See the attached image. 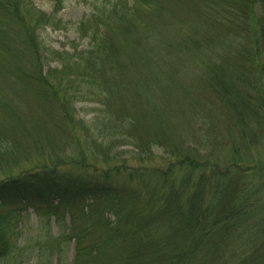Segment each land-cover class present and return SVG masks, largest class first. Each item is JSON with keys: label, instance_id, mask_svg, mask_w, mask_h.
<instances>
[{"label": "trees", "instance_id": "obj_1", "mask_svg": "<svg viewBox=\"0 0 264 264\" xmlns=\"http://www.w3.org/2000/svg\"><path fill=\"white\" fill-rule=\"evenodd\" d=\"M50 1L57 8L54 13L63 3ZM112 1L111 25L136 18L143 2ZM175 1L190 9L188 18L228 29L222 34L187 32L193 41L204 35L207 42L223 40L230 48L223 53L221 63L211 65L216 71L223 68L214 85L227 100L214 102V109L207 103L208 113L200 116V122L210 116L214 124L216 113L220 117L226 114L218 120L231 123L229 135L212 137L211 143L228 144L227 150L211 151L208 143L186 144L182 134L170 132L177 119L171 112L154 117L162 121V129L153 135L147 125L152 116L118 83L120 70H125L118 66L120 55L111 51L113 60L101 59L102 49L112 42L99 37L105 38L104 32L91 29L79 33L89 39L85 50L46 55L38 31L50 20L31 0H0V208L32 207L38 214L59 218V209L64 206L70 218L69 234L39 240L35 248L42 251L40 258L47 252L61 255L62 245L73 240L72 264H182L206 250L205 245L217 252L228 242L236 253L231 261L234 264L239 256L235 243L255 216L253 231H258L259 243L252 245L251 256L243 257L239 264H264V197L252 184V162H243L238 153L240 142L247 153L249 147L264 140V0L260 1L259 32L249 29V0H222L221 4L219 0ZM52 58L58 68L49 66ZM111 66L112 71H106ZM116 69L119 76L115 80ZM21 94L37 98L41 114L38 128L46 132L56 161L48 164L46 160L43 165L14 173L16 159L29 162L33 154L45 152L35 141L22 145L16 140L21 125L14 121L20 112L13 100ZM76 102H91L101 108L86 122L76 118ZM9 117L12 119L7 122ZM165 122L169 131L163 126ZM207 137L202 136L204 141ZM62 155L68 161L62 160ZM155 156L158 164H148ZM53 197L58 199L57 205L47 203ZM85 200L88 216L93 209L108 207L113 220L93 227L82 213ZM159 220L163 235L155 236L148 225ZM18 233L0 221V264H20L25 256ZM210 240H215L213 246Z\"/></svg>", "mask_w": 264, "mask_h": 264}, {"label": "rangeland", "instance_id": "obj_2", "mask_svg": "<svg viewBox=\"0 0 264 264\" xmlns=\"http://www.w3.org/2000/svg\"><path fill=\"white\" fill-rule=\"evenodd\" d=\"M31 1L34 8L50 20V24L38 31L42 44L47 50L46 55L55 52L71 54L74 49L76 51L85 50L89 46V39L81 37L79 34L81 32H92L91 29H96L98 32H104L102 35L106 34L105 38L99 37L104 41L112 42L110 46H105L102 49L101 59L103 62L113 60L110 55L111 51L120 55L121 61L118 62V66L125 70H120V77L117 78L119 79L118 83L122 85L121 88L125 93H131L132 99L136 103L138 102L141 109L152 116L148 117L147 125L150 126L153 135L162 129V121L153 120L154 117L171 112V114L176 115L177 119L172 122L170 132L177 131L182 134L186 144L192 146L195 143L201 145L208 143L212 148L211 151L225 147V150L229 149L228 144L223 147V145L211 143L212 137L215 139L219 134H225L226 137L229 135L231 123L218 120V117L223 119L226 114L220 117L216 113L214 124L211 122L210 116L205 117L204 121L200 122V116H203L208 108L207 103H212L214 109L216 107L214 102L227 100L214 85L215 78H219L223 68L220 67L216 71L211 65L221 63L223 53L230 48L227 42L223 40L214 41L212 39L207 42L204 35H197V40L193 41L192 36L187 33L220 32L222 34L228 32V29H224L221 24L218 25L215 22H200L199 19L188 18L191 16L190 9L184 7V2L177 4L175 0H147V2L142 0L143 2L138 6L140 12L136 18L120 21L116 25H111L108 20L112 15L111 9L114 5L112 0H63L62 5L55 13L54 9L57 8L50 0ZM211 1L215 2L216 0ZM221 1H218L219 4ZM260 1L249 0L247 16L250 32H259L257 21L261 18L263 11ZM133 2L134 0H126V2L124 0V3L128 4ZM214 2L211 4L216 8ZM118 4L121 5V3ZM193 19L195 20L194 23ZM82 23L84 24L80 27ZM197 46L201 47L202 50H197ZM52 59L54 61L50 62L49 66L58 68V62L54 58ZM204 63L211 66L213 71L210 70L211 67L210 69L204 67ZM46 67H48V58ZM106 71L111 72L112 66L108 67ZM113 74H115L114 79L116 75L119 76L117 69L116 73ZM183 92H191L192 96L185 97ZM36 101L37 98L35 96L32 98L31 94L28 96L21 94L18 99L13 100L16 110L20 112L14 121L21 125L16 140L21 141L22 145L27 142V144H31L35 141L34 143L40 145V148L43 146L45 152L41 155L33 154L29 162H25V159L21 157L16 159L14 173L30 169L37 164L43 165L46 160H48V164L56 161L51 150L53 148L47 145L46 132L38 128L39 123H41V114L37 110ZM100 108V105L91 102H76V118L89 122L95 114L97 115ZM206 113L208 112L206 111ZM10 119L12 118H6L7 122ZM163 126L168 129L169 123L165 122ZM202 136H208L207 140L204 141ZM243 146L240 142L238 149L240 160L252 162L251 166L254 168L251 172L253 174L252 184L257 187L255 190L259 191V196L264 197V140L249 147L250 151L248 150L247 153H244ZM123 150L130 149L124 148ZM155 153L159 154L160 152L156 151ZM227 155H230V151ZM155 157L156 159L147 163L150 165L158 164V156ZM61 158L68 161L64 155ZM222 159L220 160L222 161ZM68 168L72 170L69 165ZM0 176L2 175L0 174ZM49 201H52L51 204L54 205L58 203L56 197L48 200L47 203ZM80 202H82L81 199L77 200L75 206L78 207ZM87 203L86 200L83 202L82 213L86 221H90L93 227H98L100 222L109 224L113 220L108 207H101L99 210L93 209L88 216L87 213L90 210L88 211L89 208L85 205ZM46 207L47 205L42 207V210H45ZM58 216L59 218L56 215L38 214L32 207L0 208V221L7 222L12 230L19 231L18 244L23 248V255H25L19 261L20 264L73 263L75 254L73 240L62 245L61 255L50 256L47 252L43 253L40 258L38 254L42 251L35 248L41 238L50 237L54 239L63 232L69 234L70 218L69 214L64 211V206L59 209ZM255 220V216L249 220L247 225L249 229H245L237 243L234 242L236 245L233 247L238 250L239 254L238 263L235 262L234 264H239L243 257L251 256L253 253L250 250L252 245L259 243L258 231H253ZM158 222L148 225L149 231L153 232L155 236L163 235V226L160 224V220ZM242 228L244 229V227ZM247 237L251 240H248ZM209 242L211 245L215 244V240ZM207 246L205 245L204 249L206 250L196 254L193 260L185 259L186 263L183 262L182 264H232L231 261L236 253L233 248H229L230 243H223L217 252ZM112 258L119 261L115 254Z\"/></svg>", "mask_w": 264, "mask_h": 264}]
</instances>
